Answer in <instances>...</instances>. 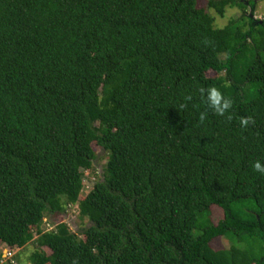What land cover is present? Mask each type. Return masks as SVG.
I'll list each match as a JSON object with an SVG mask.
<instances>
[{"label":"trees","instance_id":"obj_1","mask_svg":"<svg viewBox=\"0 0 264 264\" xmlns=\"http://www.w3.org/2000/svg\"><path fill=\"white\" fill-rule=\"evenodd\" d=\"M197 1L0 0V264H264V21ZM74 204L86 226L41 227Z\"/></svg>","mask_w":264,"mask_h":264},{"label":"rangeland","instance_id":"obj_2","mask_svg":"<svg viewBox=\"0 0 264 264\" xmlns=\"http://www.w3.org/2000/svg\"><path fill=\"white\" fill-rule=\"evenodd\" d=\"M197 2L199 7H204L206 5V0H198ZM208 11L214 17V25L216 27L224 26L228 23L230 19L236 18L241 14L240 9L236 7H227L223 16L217 15L213 10ZM246 15L249 16L255 22L261 23L262 21H264V0H256L255 5L253 7H247ZM207 76L214 77L215 73L213 71H208ZM93 149L96 153V159L93 161V170L90 172V174H88L89 172H86L83 177L85 185L82 190L81 196H83L88 191V189L92 186L93 182L102 179V170L106 155L104 154L103 150H101V148L96 144H93ZM239 206V211L241 212V215H244V213L246 212L244 216H247L248 214L252 213L255 208V204L251 200L247 201L246 203H241L239 204ZM213 215L215 216V218L222 217V213L220 212V210L217 209H213L210 211V216L214 217ZM50 218H52L51 215H45L43 223L41 225L43 229H52L57 221H64L68 224L71 231L75 232L88 224L86 218H81L78 215V208L75 204L68 206V208L63 214L55 216L52 221H50ZM213 220L216 221L215 219ZM194 233L198 234L199 231L194 230ZM211 245L214 249H221L227 247L229 243L224 237H221L213 239L211 241ZM237 245L242 248L246 247L244 243H237ZM34 248L35 243L30 242L20 250H18L17 248L13 249L11 252H16L17 258L14 259V262L12 264H29L28 256ZM44 250L46 252H49L47 248H44Z\"/></svg>","mask_w":264,"mask_h":264},{"label":"clouds","instance_id":"obj_3","mask_svg":"<svg viewBox=\"0 0 264 264\" xmlns=\"http://www.w3.org/2000/svg\"><path fill=\"white\" fill-rule=\"evenodd\" d=\"M206 103L208 107H210L216 114L219 115H224L232 106L231 99L224 96L223 93L215 87H210L207 89ZM201 119H203V114L201 115ZM249 120V117H243L241 118L240 123L242 126L247 127ZM253 168L260 174H264V163L256 161L253 164Z\"/></svg>","mask_w":264,"mask_h":264},{"label":"built area","instance_id":"obj_4","mask_svg":"<svg viewBox=\"0 0 264 264\" xmlns=\"http://www.w3.org/2000/svg\"><path fill=\"white\" fill-rule=\"evenodd\" d=\"M2 252H3L4 257L12 256V252L9 251V248H7V247L3 248Z\"/></svg>","mask_w":264,"mask_h":264}]
</instances>
